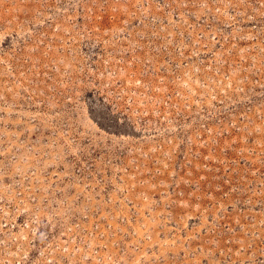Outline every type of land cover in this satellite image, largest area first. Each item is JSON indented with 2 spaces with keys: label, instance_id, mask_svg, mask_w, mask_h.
Returning <instances> with one entry per match:
<instances>
[{
  "label": "rangeland",
  "instance_id": "1",
  "mask_svg": "<svg viewBox=\"0 0 264 264\" xmlns=\"http://www.w3.org/2000/svg\"><path fill=\"white\" fill-rule=\"evenodd\" d=\"M0 264H264V0H0Z\"/></svg>",
  "mask_w": 264,
  "mask_h": 264
}]
</instances>
